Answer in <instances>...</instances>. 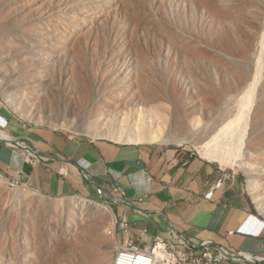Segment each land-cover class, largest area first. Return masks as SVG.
<instances>
[{
  "label": "rangeland",
  "instance_id": "374dc122",
  "mask_svg": "<svg viewBox=\"0 0 264 264\" xmlns=\"http://www.w3.org/2000/svg\"><path fill=\"white\" fill-rule=\"evenodd\" d=\"M1 76L15 79L0 80V99L21 122L78 137L203 157L199 131L239 120L218 146L241 163L211 161L264 214V0H0ZM31 103L47 108L42 121ZM0 175V264L115 263L124 240L109 199L42 195ZM21 188L38 202L16 198ZM75 197L111 207L116 224L51 206Z\"/></svg>",
  "mask_w": 264,
  "mask_h": 264
},
{
  "label": "crops",
  "instance_id": "0c3cea01",
  "mask_svg": "<svg viewBox=\"0 0 264 264\" xmlns=\"http://www.w3.org/2000/svg\"><path fill=\"white\" fill-rule=\"evenodd\" d=\"M18 143L48 160L30 165L25 149L14 146ZM164 145L123 144L31 126L0 99V171L32 188L24 186L52 197H95L102 189L111 201L112 186L119 182L127 202L112 205L141 248L175 231L194 242L264 255V214L255 211L241 182L214 161Z\"/></svg>",
  "mask_w": 264,
  "mask_h": 264
},
{
  "label": "built area",
  "instance_id": "2783aa9c",
  "mask_svg": "<svg viewBox=\"0 0 264 264\" xmlns=\"http://www.w3.org/2000/svg\"><path fill=\"white\" fill-rule=\"evenodd\" d=\"M14 146L25 149L26 161L32 166L48 160L47 156L24 143ZM112 190L111 202H127L119 182L113 184ZM98 194L105 196L102 189L98 190ZM119 227L124 241L114 264H264V255L233 251L208 240L194 242L175 231L170 232L168 237L158 236L150 247L141 248L138 240L132 237L128 224L119 223Z\"/></svg>",
  "mask_w": 264,
  "mask_h": 264
},
{
  "label": "bare ground",
  "instance_id": "6f19581e",
  "mask_svg": "<svg viewBox=\"0 0 264 264\" xmlns=\"http://www.w3.org/2000/svg\"><path fill=\"white\" fill-rule=\"evenodd\" d=\"M0 80H1V82L4 81L6 83L8 81V80L4 79L3 76L0 77ZM14 81H15V79L9 80L8 81V85H9L8 87L11 88L12 84L16 85V82H14ZM9 82H11V83L9 84ZM14 103L17 105L16 107L19 108V104L21 103V101L16 100ZM46 109L45 108L43 109V108L39 107L38 105L31 103L29 105V107H27L26 112L28 113V116L30 118H37L39 116V118H41L39 120L42 121V117H45V115L47 114ZM241 115H243V113L240 114V116ZM244 115H245V113H244ZM243 116L241 117V119L240 118H236V119L242 120ZM236 121H239V120L234 119V121H230L226 124L224 122H222V120H219V121H216L215 123H213V125L208 124L207 126H205L203 129H201L199 131L200 134H199L198 138L196 139V141H192V144L195 146V149L206 159L209 158L210 160H214V159L221 160L224 165H234L235 163H238V164L241 163V162L237 161V159L234 156L228 155L227 151L222 152L218 146L219 141L220 142L222 141V139L220 138V137L223 138L222 135H228L229 133L230 134L235 133L232 131L235 130V128H236V125H235ZM234 126H235V128H234ZM232 128H234V129L231 130ZM232 135H235V134H232ZM146 136L147 135H145V133L140 134V137L142 138V140L148 139V137H146ZM176 143L183 145L186 143V140L179 139L176 141ZM0 189L6 190V179L1 175H0ZM15 192L16 193H13V195H15V197L20 199V200H25V201L30 202V203L38 202L37 201L38 199L31 196L27 189L21 188ZM36 204L39 205L38 203H36ZM51 206L53 207V209L58 210V211L63 210L65 207L69 210H73V211L75 210L77 213L80 214L79 216L81 217V219L84 216L85 217L88 216V218H89L90 216H93V215H103V216L110 218L113 224H116V217H115L111 207H109L107 205L104 206L102 204L96 203L95 201H92V200H89L86 198L75 197L63 205L57 204V203H52ZM81 215H83V217ZM87 220H86V222H87ZM89 220H90V218H89ZM81 222H85V221L82 220Z\"/></svg>",
  "mask_w": 264,
  "mask_h": 264
}]
</instances>
